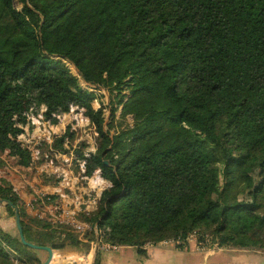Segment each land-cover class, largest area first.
Segmentation results:
<instances>
[{
	"label": "trees",
	"instance_id": "1",
	"mask_svg": "<svg viewBox=\"0 0 264 264\" xmlns=\"http://www.w3.org/2000/svg\"><path fill=\"white\" fill-rule=\"evenodd\" d=\"M63 60L132 124L105 131L95 95ZM69 104L97 133L95 151L81 143L73 163L108 185L83 217L99 237L85 244L67 226L30 220L0 181L27 243L89 252L100 238L144 256V246L184 249L194 236L207 249L264 252V0H0V154L29 165L17 137L41 111L56 124ZM68 130L55 140L63 153ZM0 264L41 261L0 232Z\"/></svg>",
	"mask_w": 264,
	"mask_h": 264
},
{
	"label": "built area",
	"instance_id": "2",
	"mask_svg": "<svg viewBox=\"0 0 264 264\" xmlns=\"http://www.w3.org/2000/svg\"><path fill=\"white\" fill-rule=\"evenodd\" d=\"M67 108L73 109V105L69 104ZM53 118L57 119L58 116H53ZM79 119L86 126L90 123L85 113ZM51 122L50 119L46 120L43 114L34 116L30 119V124L17 137L16 143L30 153L29 165L18 164L19 158L17 156L12 155L10 150H8L9 153L7 150L4 151L1 155V160L4 162V167L1 166L4 170V180L11 187L27 215L35 216L52 225L67 226L80 242L86 244L91 232H94L97 237L99 234L97 228H91L85 223L83 217L92 210L97 198L108 185L98 169L94 170L91 175H86L87 162L81 163L78 171H75L74 150L78 149L79 145L68 150V153H63L55 148V140L61 135H57L49 127ZM32 129L34 132L30 133ZM71 129L74 131L75 127ZM11 162L16 163V165H11ZM55 162L63 165L54 168ZM40 176L54 178V186L45 185L44 181L42 182L38 178ZM189 241L196 243L194 236H190L188 243ZM97 242L99 249H117L115 246L101 244L100 238ZM165 242L174 245L180 244L179 241L173 240ZM95 244L96 242L92 243L91 247H94ZM196 245L200 250L207 249L202 243H196ZM146 247L148 246H144V248Z\"/></svg>",
	"mask_w": 264,
	"mask_h": 264
},
{
	"label": "crops",
	"instance_id": "3",
	"mask_svg": "<svg viewBox=\"0 0 264 264\" xmlns=\"http://www.w3.org/2000/svg\"><path fill=\"white\" fill-rule=\"evenodd\" d=\"M3 216L0 219V231L17 236L15 223H12L7 213ZM90 250L83 252L72 247L53 250L50 264H92L93 251L90 252ZM144 251L145 255L141 256L134 247L121 246L116 250L100 249L97 262L99 264H208V258L213 256L215 251H219L225 253L224 264H264V252L262 251L219 248L201 251L197 249L195 241H189L184 249H179L171 243L160 242L146 247ZM37 257L43 264L47 259V253L37 251Z\"/></svg>",
	"mask_w": 264,
	"mask_h": 264
},
{
	"label": "rangeland",
	"instance_id": "4",
	"mask_svg": "<svg viewBox=\"0 0 264 264\" xmlns=\"http://www.w3.org/2000/svg\"><path fill=\"white\" fill-rule=\"evenodd\" d=\"M16 8L20 9L21 5L16 4ZM63 63L66 66V68H68L71 75L78 78L79 84L82 87V89L89 92V93H93L95 95V100L93 101L92 106L95 110H98L100 108L103 109V114H104V119H105V122H104L105 131L110 129V133L112 135L114 133V130H120V129L124 128V126H130L132 124V118L131 117L128 116L124 119L120 118L121 106H118L115 104L116 102L114 101L113 98L110 97V95L107 91L87 85L85 82H83L78 71L74 68L73 65H71L68 61H64V60H63ZM123 94L127 95L128 93L125 91ZM111 105H113L114 108L116 107V111L112 117H111ZM83 113L86 114V111L84 109H79V108L74 107V106H73V109L72 108H66V110L62 114L58 115V118H57L58 122L56 124L51 122L49 127L51 129H53L54 133H56L57 135H61V136L65 135V133L67 131H69L68 129L75 127V130L72 131V132H74L73 141L67 142L66 149L71 150L74 147H77L78 145H80L81 143H86V145H88L90 151L94 152L96 145L98 143L97 133L95 132V128L90 123L88 126H86L84 123H81V120L79 118ZM39 114H43V111H41ZM46 120H48V119H46ZM33 132H34V129H32V131L30 130V133H33ZM8 150L9 149H7V151ZM8 153H9V151H8ZM1 155L2 154H0V181L6 182L4 180L5 179L4 178V170L1 167V166H3V163H4L1 160ZM48 161H50V160L48 159ZM10 164L13 166L16 165V163H14V162H11ZM62 165H63L62 163L55 162L53 167L57 168V167H61ZM38 178L43 182L45 180L46 176H45V178L43 176H40ZM50 179L52 181H47L49 179L48 178L46 179L45 185L54 186V181H55L54 178H50ZM37 182L39 183V180H37ZM36 187L40 189V187L38 185H36ZM0 207H1L0 213H1V216H3V214L7 213L6 212V206L4 204H2V205H0ZM27 217L30 220L39 219V218L32 216V215H27ZM11 219H12V223H15L14 217ZM35 230H36V232H35L34 236L36 239L43 237V235H41L42 233H45L43 230H39L37 228H35ZM196 247H197V245H196ZM92 248H93V246H92ZM197 249H199V248L197 247ZM81 250L86 251V247L82 246ZM92 251H93V249L90 250V252H92ZM201 251H203V250H201ZM36 254H37V251H36ZM47 257H48V255H47ZM224 262H225V253L219 252V251H215V254L213 256L209 257L207 260L208 264H224Z\"/></svg>",
	"mask_w": 264,
	"mask_h": 264
},
{
	"label": "water",
	"instance_id": "5",
	"mask_svg": "<svg viewBox=\"0 0 264 264\" xmlns=\"http://www.w3.org/2000/svg\"><path fill=\"white\" fill-rule=\"evenodd\" d=\"M84 82V80H83ZM106 166L108 165L107 162L104 163ZM4 204L5 206L7 205V203L3 202V201H0V205ZM10 207L13 209L14 211V220H15V225H16V228H17V232H18V237L21 241V243L33 250H36V251H44L47 253L48 257L46 259V261L43 263V264H50L51 263V260L53 258V249L49 246L47 247H40V246H36L34 244H30V243H27L25 238H24V235H23V230H22V227H21V220H20V216L18 214V210L12 205V204H9ZM98 241V239H97ZM96 241V244L94 246V249H93V254H92V264H96L97 263V256H98V252H99V243Z\"/></svg>",
	"mask_w": 264,
	"mask_h": 264
}]
</instances>
